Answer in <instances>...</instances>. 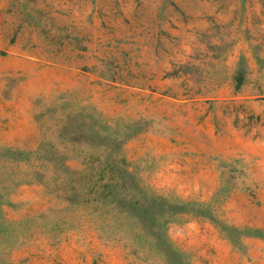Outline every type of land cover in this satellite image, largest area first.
<instances>
[{"label": "rangeland", "instance_id": "1", "mask_svg": "<svg viewBox=\"0 0 264 264\" xmlns=\"http://www.w3.org/2000/svg\"><path fill=\"white\" fill-rule=\"evenodd\" d=\"M0 264H264V0H0Z\"/></svg>", "mask_w": 264, "mask_h": 264}, {"label": "trees", "instance_id": "2", "mask_svg": "<svg viewBox=\"0 0 264 264\" xmlns=\"http://www.w3.org/2000/svg\"><path fill=\"white\" fill-rule=\"evenodd\" d=\"M105 162L107 163H105L103 167L98 168V171H96L91 176L90 184L92 186H97L101 190V193L104 192L105 196L109 198V204L113 205L117 210H121L120 208L124 207H128L126 209H129L132 212H137L141 209L146 210V208L149 207L148 202L145 205L144 203L138 204V202H134L132 204L131 201H128V198L125 196V193L119 192V188H124V181L120 182L118 180L121 179V176L118 172L119 167L112 160L106 159ZM114 187L116 188V190L114 189ZM142 206L146 207L142 208Z\"/></svg>", "mask_w": 264, "mask_h": 264}]
</instances>
